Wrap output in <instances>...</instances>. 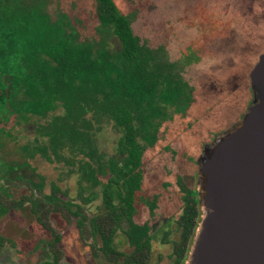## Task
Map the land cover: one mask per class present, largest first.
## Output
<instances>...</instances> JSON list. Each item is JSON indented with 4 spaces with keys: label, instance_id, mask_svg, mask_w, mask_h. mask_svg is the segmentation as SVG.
Returning <instances> with one entry per match:
<instances>
[{
    "label": "trees",
    "instance_id": "trees-1",
    "mask_svg": "<svg viewBox=\"0 0 264 264\" xmlns=\"http://www.w3.org/2000/svg\"><path fill=\"white\" fill-rule=\"evenodd\" d=\"M3 2L0 0V132H25L33 127L32 134L38 139L32 152L28 147L24 150L29 159L26 174L12 177L1 172L8 185L15 182L27 193L18 199L8 192L0 196V221L15 210L29 209L50 235V257L39 264L65 260L63 235L53 225V214L75 226L100 264H184L202 215L200 154L182 155L194 166V177L178 172L177 206L162 226L161 238L154 231L159 197L144 196V186L162 130L176 116L188 117L195 103V86L177 64L165 60L164 50L138 34L135 16L122 12L115 0H95L98 25L90 38L79 32V20L73 25L58 10L57 19H49L34 32L31 52L13 25L7 26L4 19L12 4L4 9ZM245 56L243 51L235 53V71L246 63ZM258 59L255 56L251 71ZM244 87L251 94L249 106L251 88ZM110 133L114 137L111 154L103 143ZM167 151L176 160V147ZM39 159L59 174L57 180L47 182L34 166ZM142 203L149 217L145 222L136 220ZM173 226L177 240H171ZM167 227L170 229L164 231ZM120 232L123 240L118 241ZM6 242L15 247L14 242L0 237V246ZM157 244L171 246L170 262L161 257L154 262Z\"/></svg>",
    "mask_w": 264,
    "mask_h": 264
},
{
    "label": "rangeland",
    "instance_id": "rangeland-1",
    "mask_svg": "<svg viewBox=\"0 0 264 264\" xmlns=\"http://www.w3.org/2000/svg\"><path fill=\"white\" fill-rule=\"evenodd\" d=\"M115 2L122 12L135 16L134 26L138 34L148 38L147 42L152 46L164 50L165 60L177 64L196 88L195 103L188 117L176 116L162 130L156 152H152L154 159L148 165L144 196L159 197V214L154 231L161 238L160 230L177 206L174 194L178 172L194 177V166L182 155H201L202 144L210 141L213 132L223 129L226 123L230 124L246 112L251 94L244 85H250L249 74L255 56L260 57L264 52V0ZM2 5L4 9L11 7L6 11L4 20L7 26L13 25L28 52H31L34 44V32L46 25L49 19H57L58 10L63 11L73 25L79 24V20L82 36L90 38L96 33L98 20L95 0H4ZM241 51L246 53L247 61L235 71L236 68H232L234 55ZM29 128L25 132H0V196L8 192L18 199L27 193L25 188H17L15 182L8 185L1 172L12 177L28 172L29 159L24 150L28 147L27 151L32 152L38 139L32 134L33 127ZM113 138L110 133L103 140L110 154L114 146ZM172 145L179 152L176 160L167 151ZM34 166L48 183L59 177L50 165L40 159ZM49 192L50 188L47 187L46 193ZM148 218L142 203L138 207L136 220L145 222ZM52 222L63 235L65 260L62 264L101 263L94 259L90 247L80 240L75 226L68 225L58 214L52 215ZM169 229L167 227L164 231ZM175 229L173 226L171 240L178 239ZM0 237L15 244L13 247L6 242L0 246V264H39L50 257L47 249L50 235L37 224L28 208L2 217ZM121 240L123 234L120 232L118 241ZM126 249L131 250L129 247ZM170 254L171 246L163 248L157 244L154 262L160 261V257L165 263L170 262Z\"/></svg>",
    "mask_w": 264,
    "mask_h": 264
},
{
    "label": "water",
    "instance_id": "water-1",
    "mask_svg": "<svg viewBox=\"0 0 264 264\" xmlns=\"http://www.w3.org/2000/svg\"><path fill=\"white\" fill-rule=\"evenodd\" d=\"M252 101L197 160L201 220L185 264H264V52Z\"/></svg>",
    "mask_w": 264,
    "mask_h": 264
},
{
    "label": "flooded vegetation",
    "instance_id": "flooded-vegetation-1",
    "mask_svg": "<svg viewBox=\"0 0 264 264\" xmlns=\"http://www.w3.org/2000/svg\"><path fill=\"white\" fill-rule=\"evenodd\" d=\"M248 107H249V106H248ZM248 107H247V109H248ZM214 136H215V135H214ZM214 136H213V137H214ZM213 137L210 139V141L207 142V144H209V143L212 142V140L214 139Z\"/></svg>",
    "mask_w": 264,
    "mask_h": 264
}]
</instances>
